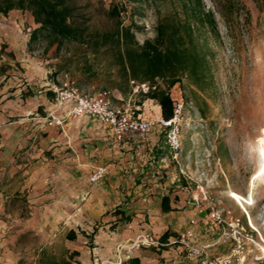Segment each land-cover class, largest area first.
Masks as SVG:
<instances>
[{
  "label": "crops",
  "instance_id": "0c3cea01",
  "mask_svg": "<svg viewBox=\"0 0 264 264\" xmlns=\"http://www.w3.org/2000/svg\"><path fill=\"white\" fill-rule=\"evenodd\" d=\"M37 27L26 11L0 13V264L115 261L116 246L140 234L162 246L123 249L121 264H191L173 241L187 234L184 241L199 246L218 227L203 202L192 203L198 191L179 174L192 159L184 150L171 159L159 104L140 113L153 120L150 130L123 141L94 116L45 126L53 94L44 86L48 60L31 51ZM5 55L14 56L22 78ZM98 167L106 173L91 182Z\"/></svg>",
  "mask_w": 264,
  "mask_h": 264
},
{
  "label": "rangeland",
  "instance_id": "374dc122",
  "mask_svg": "<svg viewBox=\"0 0 264 264\" xmlns=\"http://www.w3.org/2000/svg\"><path fill=\"white\" fill-rule=\"evenodd\" d=\"M72 1L84 19L90 18L91 28L99 30L110 27L101 7L111 2L125 4L124 24L133 21L138 27L134 37L139 44L154 38L160 19L168 17L171 21L183 17L179 0ZM200 2L213 21V24L203 18L191 21L195 28L194 41L206 55L204 77L197 83L181 77L168 88L161 79L154 83L172 98H181L177 160L184 150L187 158L190 154L192 165L186 162L188 166L180 169L190 179L180 171L179 174L198 192L195 185L201 187L207 197L203 201L207 212L208 204H212L223 213L227 211V216L237 219L244 229L238 247L218 245L207 256L212 258L234 249L232 264H264V179L249 186L258 161L264 157V0ZM31 43L35 56L48 60L45 68L52 74L47 73L44 82L46 77L54 79L60 72H68L85 92L107 89L116 104L130 99L139 113L144 107L150 108L151 114L156 109L154 99L141 94L148 91L141 84L130 82V90L124 93L115 88L113 81L117 83L120 78L111 64V53L92 56L75 43H64L56 51V44L50 48L51 38L44 33H38ZM5 57V61L17 67L15 76L22 78L23 72L14 56ZM86 62L98 72L96 76L84 70ZM230 193L243 200L242 207Z\"/></svg>",
  "mask_w": 264,
  "mask_h": 264
},
{
  "label": "trees",
  "instance_id": "16d2710c",
  "mask_svg": "<svg viewBox=\"0 0 264 264\" xmlns=\"http://www.w3.org/2000/svg\"><path fill=\"white\" fill-rule=\"evenodd\" d=\"M179 2L182 20L160 19L154 38L141 44L134 37L138 28L135 23L124 24L122 16L127 9L121 2L101 7L110 22V27L103 30L92 29L90 18L84 19L72 0H0V13L7 14L14 9L28 12L38 24L31 33L30 43L38 33H44L51 38V44H56V51L64 43H75L82 52H89L92 56L111 53V64L117 68L115 74L120 78L117 83L113 81L115 88L124 93L130 90V82L148 83L149 90L141 94L156 100L161 118L168 119L172 116V101L167 91L151 86L156 79H161L167 88L181 77L193 83L202 79L207 71L206 55L194 41L195 28L191 21L203 18L213 24L211 15L203 11L200 0ZM84 70L91 76L98 73L88 62L84 64Z\"/></svg>",
  "mask_w": 264,
  "mask_h": 264
},
{
  "label": "built area",
  "instance_id": "2783aa9c",
  "mask_svg": "<svg viewBox=\"0 0 264 264\" xmlns=\"http://www.w3.org/2000/svg\"><path fill=\"white\" fill-rule=\"evenodd\" d=\"M52 74V72H48ZM46 88L52 92V105L45 116L41 119L47 127H63L66 119L79 116H94L100 123L109 126L112 130V135L115 141H123L126 137L135 134L144 135L149 130L153 123L148 117L141 116L138 112L139 108L131 103L130 99L121 104H116L113 101L111 92L107 89H101L94 92H85L81 90L76 81L69 75L68 72H60L53 77H46ZM142 88L149 90L148 83H142ZM157 84L153 83L152 89H155ZM172 116L168 119L158 118L157 122L165 129V142L170 151V157L175 162L180 151L179 140V125L180 111L182 107L181 98H172ZM63 112L60 114L59 111ZM181 172V171H180ZM106 173L105 168L98 167L90 175V181L95 182ZM183 175L184 173L181 172ZM186 178L190 179V177ZM196 188L199 192L192 197V203L195 206L201 205L207 200L201 187L197 184ZM208 203V202H206ZM208 219L218 227L216 236L208 243L199 246H193L189 242L184 241L187 234L179 236L177 241L185 250L187 258L193 259L191 264H232L235 250L230 249L228 253L223 255L208 257L207 249L218 245L234 244L238 247L240 237L243 234V227L238 220L227 216V211L217 209L212 204H208ZM160 241L152 237L150 234H140L128 245L118 244L116 246L115 261H101L99 264H121L122 250H130L140 247H161Z\"/></svg>",
  "mask_w": 264,
  "mask_h": 264
},
{
  "label": "bare ground",
  "instance_id": "6f19581e",
  "mask_svg": "<svg viewBox=\"0 0 264 264\" xmlns=\"http://www.w3.org/2000/svg\"><path fill=\"white\" fill-rule=\"evenodd\" d=\"M264 179V157H262L256 166L255 173L251 176L249 186L253 187L257 182ZM230 196L235 199L238 205L242 207V199L237 196L235 193H230ZM264 251V250H263Z\"/></svg>",
  "mask_w": 264,
  "mask_h": 264
}]
</instances>
